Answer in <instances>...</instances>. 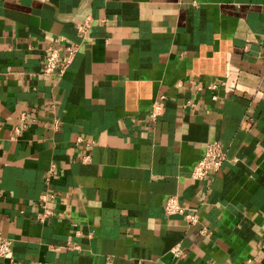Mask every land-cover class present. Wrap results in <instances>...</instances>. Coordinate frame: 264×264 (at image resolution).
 Listing matches in <instances>:
<instances>
[{"label":"crops","instance_id":"crops-1","mask_svg":"<svg viewBox=\"0 0 264 264\" xmlns=\"http://www.w3.org/2000/svg\"><path fill=\"white\" fill-rule=\"evenodd\" d=\"M1 237L0 264H264V0H0Z\"/></svg>","mask_w":264,"mask_h":264},{"label":"built area","instance_id":"built-area-1","mask_svg":"<svg viewBox=\"0 0 264 264\" xmlns=\"http://www.w3.org/2000/svg\"><path fill=\"white\" fill-rule=\"evenodd\" d=\"M89 28V19H84L78 24V32L81 35L87 33ZM56 46H50L47 49L46 56L43 61L42 72L45 75L62 76L70 67L76 53L78 52V44L67 42L65 38L56 39ZM162 109L160 101H156L152 107L150 116L155 119ZM21 120L27 121L26 113L21 114ZM226 160L225 149L219 141L208 143L205 147L203 157L193 166L191 178L196 181H206L212 173L219 171ZM165 210L169 214H185V208L180 204L176 196L169 197L165 202ZM185 217L193 220L195 215L187 213ZM12 243L7 238H0V257H6L10 254ZM175 257H181L182 251L178 247L171 249Z\"/></svg>","mask_w":264,"mask_h":264}]
</instances>
